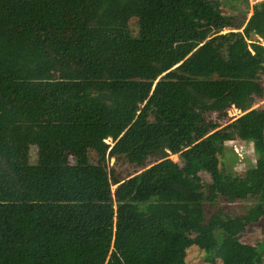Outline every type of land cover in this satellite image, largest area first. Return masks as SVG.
<instances>
[{"label": "trees", "instance_id": "obj_1", "mask_svg": "<svg viewBox=\"0 0 264 264\" xmlns=\"http://www.w3.org/2000/svg\"><path fill=\"white\" fill-rule=\"evenodd\" d=\"M201 25L214 53L197 47L162 74L148 60L161 104L137 122L150 96L127 76L138 41L195 40ZM253 34L264 36V0L242 19L221 0H0V264H187L192 245L213 264H262L264 239L243 237L264 215V140L243 174L213 168L203 190L164 140L167 127L194 125L201 104L254 105L258 81L243 97L229 75L264 64ZM90 58L113 59L114 76L88 78ZM99 102L119 103L121 119L95 120ZM121 157L135 167L126 178ZM221 199L256 203L231 214Z\"/></svg>", "mask_w": 264, "mask_h": 264}, {"label": "rangeland", "instance_id": "obj_2", "mask_svg": "<svg viewBox=\"0 0 264 264\" xmlns=\"http://www.w3.org/2000/svg\"><path fill=\"white\" fill-rule=\"evenodd\" d=\"M261 0H221L224 11L233 14L235 19L249 17L252 5ZM137 28L134 27L136 32ZM196 33L197 39L191 41L168 42L157 40H139L137 54L129 61L127 76L133 87L143 91L149 90V98L140 106L136 121L143 122L154 104H161L151 90L152 84L146 78V62H158L159 73H164L179 65L194 49L202 47L205 53L212 55L215 51L212 35L207 34L201 25ZM253 39L264 45V36L253 34ZM65 61L59 60L53 78H61ZM114 60L90 58L87 65L88 78L114 76ZM211 75L216 76L215 64ZM232 78L240 79L242 96L248 97V86L253 80L258 81V90L254 93V105L245 111L237 110L232 104H201L197 109L198 120L194 125H173L164 130L167 154L173 161H179L194 180L195 188L204 189L211 180V171L225 169L232 173L243 174L255 158L250 145L255 140H264V64L232 65L229 68ZM94 118L97 121H119L121 105L119 103H96ZM30 142L34 141L32 129L25 126ZM92 154V153H91ZM194 157L198 164H194ZM153 159L149 157L147 165ZM111 159L109 163H112ZM113 167L120 178H126L135 172V167L124 158L117 160ZM221 205L231 214H239L256 203L253 199H242L234 202L220 200ZM264 239V215L257 223L250 224L244 233L243 242L257 244ZM187 264H213L206 261V252L197 245L187 249ZM214 264H222L217 261ZM262 264H264V257Z\"/></svg>", "mask_w": 264, "mask_h": 264}, {"label": "bare ground", "instance_id": "obj_3", "mask_svg": "<svg viewBox=\"0 0 264 264\" xmlns=\"http://www.w3.org/2000/svg\"><path fill=\"white\" fill-rule=\"evenodd\" d=\"M217 104H223V103H217Z\"/></svg>", "mask_w": 264, "mask_h": 264}]
</instances>
